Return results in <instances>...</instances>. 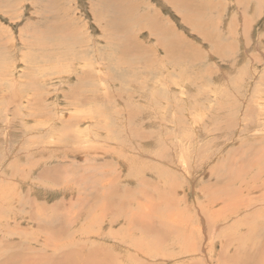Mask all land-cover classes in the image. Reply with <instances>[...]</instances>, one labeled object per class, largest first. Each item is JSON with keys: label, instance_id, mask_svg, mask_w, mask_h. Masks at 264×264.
Returning <instances> with one entry per match:
<instances>
[{"label": "rangeland", "instance_id": "obj_1", "mask_svg": "<svg viewBox=\"0 0 264 264\" xmlns=\"http://www.w3.org/2000/svg\"><path fill=\"white\" fill-rule=\"evenodd\" d=\"M0 166V264H264V0H0Z\"/></svg>", "mask_w": 264, "mask_h": 264}, {"label": "bare ground", "instance_id": "obj_2", "mask_svg": "<svg viewBox=\"0 0 264 264\" xmlns=\"http://www.w3.org/2000/svg\"><path fill=\"white\" fill-rule=\"evenodd\" d=\"M175 1V0H174ZM111 22V21H110ZM226 29V28H225ZM97 44V43H96ZM103 60V59H102ZM99 66V65H98ZM106 67V66H105ZM98 68H100V66L98 67ZM59 86V85H58ZM146 93V92H145ZM70 96V95H69ZM155 98V97H154ZM152 116V115H151ZM193 121V120H192ZM146 123V122H145ZM200 126H198V128H199ZM104 132V131H103ZM104 133H106V132H104ZM108 134V133H107ZM109 138V137H108ZM97 139H98V137H97ZM104 139V138H103ZM109 141V140H108ZM201 141V140H200ZM95 144V143H94ZM102 145V144H101ZM127 160V159H126ZM255 162V161H254ZM130 165V164H129ZM0 168H1V166H0ZM4 169V168H3ZM249 169V168H248ZM2 171V170H1ZM248 173V172H247ZM6 175V174H5ZM15 176V175H14ZM234 176V175H233ZM242 179L240 178L239 180H234V182H233V179L231 180L233 183H236V182H240V185L242 184V181H241ZM254 182H256V180H254ZM261 182V181H260ZM262 182H264V180H262ZM233 185V184H232ZM243 185V184H242ZM242 187V186H241ZM259 187H264V183H262V184H260V186ZM259 187H257V186H253V185H251L250 186V188H251V190L252 191H258V189L260 190L261 188H259ZM239 189H238V191L240 190V186L238 187ZM249 188V189H250ZM229 190V189H228ZM233 190H234V188H233ZM4 190H3V188L2 189H0V193L1 192H3ZM244 189H242V190H240V192H242L243 194H244ZM4 193V192H3ZM234 193V192H233ZM236 193V192H235ZM240 194H239V192H237V194L235 195V197H233L234 199H235V201H234V199H233V201H232V203L231 204H233L234 203V205H231L228 209L227 208H225V209H223V211L220 213H217L216 215L214 214V218H216V219H218V218H223V221L224 222H226V217H229V216H231V215H234V214H236V213H238L239 212V210L241 209H247L248 207L246 206L247 204H244L243 205V203H242V201H241V199H242V196L240 197V198H237L238 196H239ZM261 195V194H260ZM3 196V195H2ZM2 196L0 197V199L2 198ZM9 197H11L10 195H9ZM263 197H264V195H263ZM262 199V198H261ZM10 200V199H9ZM263 201H264V199H263ZM6 204H8V202H6ZM5 204V205H6ZM15 205V204H14ZM249 206H252L251 204H248ZM6 207V206H5ZM18 207V206H17ZM14 212V211H13ZM16 212V211H15ZM261 214H263V213H261ZM211 216V215H210ZM236 216V215H235ZM22 217V216H21ZM20 217V218H21ZM20 220V219H19ZM106 221V220H105ZM104 221V222H105ZM218 222H219V220H217ZM180 223V222H179ZM133 228V227H132ZM145 229V228H144ZM45 232V231H44ZM145 233V232H144ZM167 233V232H166ZM103 234V233H102ZM107 234V233H106ZM113 234V233H112ZM111 235V234H110ZM158 236V235H157ZM109 238V237H108ZM160 239V238H159ZM243 240V239H242ZM232 241V240H231ZM264 243V242H263ZM137 244V243H136ZM159 244V243H158ZM157 244V245H158ZM130 246V245H129ZM263 246H264V244H263ZM263 246H261L262 248H263ZM140 248V247H139ZM153 248V247H152ZM260 249V248H259ZM140 251H141V249H139ZM150 252V251H149ZM261 252V251H260ZM19 253V252H18ZM17 254V253H16ZM150 254V253H149ZM139 255V252H138V250L136 251V256H138ZM145 255V254H144ZM151 255H153V254H151ZM262 257H264V255L261 253L260 254ZM260 255L258 256V257H260ZM141 256V255H140ZM250 259L252 258V257H249ZM260 260V259H259ZM264 260V259H263ZM101 261H102V259H101ZM241 261H242V259H241ZM96 264H97V262H96ZM151 264V263H150ZM245 264V263H244Z\"/></svg>", "mask_w": 264, "mask_h": 264}]
</instances>
